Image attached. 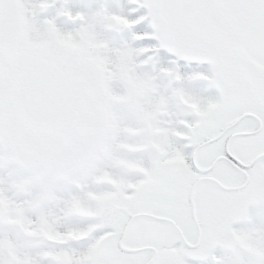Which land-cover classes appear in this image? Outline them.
<instances>
[{"label":"snow or ice","instance_id":"snow-or-ice-1","mask_svg":"<svg viewBox=\"0 0 264 264\" xmlns=\"http://www.w3.org/2000/svg\"><path fill=\"white\" fill-rule=\"evenodd\" d=\"M131 2L147 8L146 15L121 21L122 14H106L123 27L147 19L152 31L137 33L135 39H155L156 44L113 48L91 25L77 30L104 41L101 52L109 60L108 83L115 92H124V72L145 84L126 103L113 106L116 117L142 116L140 107L148 105H162L166 110V94L154 76L138 72L135 59L157 47L178 58L210 62L211 76L195 75L215 85L221 106L200 126L189 130L182 125L186 131L175 134L186 141L176 148L182 162L150 165L151 178L146 183L126 180L125 184L134 186L127 188L131 196L99 212L100 224L75 233L81 239L107 226L103 233L110 235L102 233L84 251L50 253L53 264L66 255L73 257V264H187L185 257L205 258L212 237L237 219L241 204L264 193V0ZM37 7H48L47 0H0V152L25 155L32 149L67 150L76 141L86 148V154L110 159L120 175L126 176L123 173L128 168L143 172V158L109 151L112 134L93 146L86 145L98 74L77 52L36 51L26 46L25 38L41 23L51 31H61L51 19L37 21ZM65 14L73 20L83 19L79 11L65 10ZM152 59L149 55L140 63ZM160 70L181 79L175 67ZM182 91L173 90L174 94ZM184 108L192 119H198L187 105ZM162 114L154 111L151 123L158 126ZM124 147L149 150V141L141 138ZM104 178L108 179L107 173Z\"/></svg>","mask_w":264,"mask_h":264},{"label":"rangeland","instance_id":"rangeland-1","mask_svg":"<svg viewBox=\"0 0 264 264\" xmlns=\"http://www.w3.org/2000/svg\"><path fill=\"white\" fill-rule=\"evenodd\" d=\"M28 2L38 3V0H28ZM47 3L48 7L43 9L37 7L35 9V19L37 21L51 19L55 26L61 31L54 32L48 29L45 32H41L38 27H36L32 30L31 36H27L25 38V44L30 49L36 51H52L56 49L71 50L79 53L94 67L96 73L98 74L97 81L99 90L98 92H92L91 103L92 109L97 112L96 115L98 129L96 128V130H94L92 133L93 128L91 127V129L85 134L86 139L88 140L86 145L89 147L93 146L99 143L105 136L112 134L114 138L111 139L110 144L113 145L119 154L127 156L128 158H143V162L141 164V167L144 169L143 172H141L139 168H128V170L123 173L126 176H123L118 174V171L116 170H106L108 171V179H105L102 185L91 186V190L97 191L91 193V199L93 202L98 201L99 203L95 204V206L93 203H90L87 207H82L77 204L76 208H82L85 209V211H74L72 214L67 216H61L60 223L62 227H69V232L64 233L61 229H58L57 231L60 234L67 235L68 241L51 245V247L84 251L96 237L101 235L104 231H107L108 228L107 226H104L94 229L93 232L88 237H86L87 239L85 242H79L77 244H75V238H73L76 236L75 233L79 230L88 228V226L91 224H100L98 216L99 212H102L107 206L118 205L121 201V198H129L131 193L127 191V188L134 186L125 184L126 180H138L146 183L147 180L151 178L148 172L150 165L155 167L156 165L160 164L166 165L182 162V155L176 150V148H178V145L186 143V141L180 138L165 136L161 133L159 126L153 125L151 120L146 118L152 116V113L156 111L158 105L141 106L139 111L142 113V118L136 123V125L132 127L137 129V131L129 132L127 128H125L123 129V132L132 137L130 140L121 138V129H119L117 126L119 119L116 117V114L113 111V105L118 100L131 99L134 94L145 87V84L132 74L124 72L122 73L124 92H115L108 83V80L111 78V71L107 67L109 60L101 52L102 46L99 43V40L91 32L77 31L84 24L94 21L96 30L100 33L101 37L108 42L110 47L118 48L127 44L134 49H138L136 48L137 46H134L130 42V37L134 36L135 39V35L137 33L152 31L147 19L140 21L138 24L133 25L132 27L122 26L116 30L115 28H106L103 26L101 14L106 12L116 13L117 15L122 14L121 21H123L126 19H138V17L146 15L147 8L138 6L137 4L132 3L131 0H47ZM65 10H68L73 14L77 11L82 12L84 13V17L83 19L73 20L65 14ZM116 37L117 40H115ZM156 43L157 41L155 39H145L142 45L145 47L149 44ZM158 51H161L162 53L160 55L159 53L157 54L158 59L157 61H154L152 71L148 73L147 71H142L138 68V72L154 76L156 78L155 82L159 86V89L165 94H169L172 90L165 91L163 89L162 83L158 78V75L161 76L162 74L159 70L161 67H175L181 79L174 82L173 90L177 87L185 86L198 91L202 96L209 97L210 102L207 103V105H203L195 97L186 96L183 98L182 105H187L195 117H198V119H192L191 115L186 114V109L183 106L173 108L172 111L175 113L173 119H185L182 121V125L186 128H189V130L191 127L204 123L207 117L211 113L217 111L221 106L218 98L219 90L214 84H212L210 80L198 78L195 74L203 73L205 75L211 76L213 66L203 64L196 65L192 63L191 60H185L182 57L178 58L176 56H172L168 58V56L163 53L162 48H160ZM151 54H153V52L146 53L144 57L140 55L136 56L135 59L138 67L140 62ZM173 60L176 61L175 65H172ZM170 76L173 79L175 78L173 75ZM188 76H194L196 79L189 81L186 79ZM144 115L146 116L145 118ZM182 125L180 126V129L186 131ZM150 132H153L155 135H151ZM141 136L149 141V144H154L155 146L157 145L158 149L160 150L159 153L155 154L149 150H140L128 147H126L125 151L123 150L124 143L138 141ZM172 142L176 143L177 145H173ZM150 146L151 145H149V148ZM80 148L82 149V153ZM72 150L74 151L72 152ZM189 150L190 148L187 149V151ZM75 152L76 155H73ZM85 155H87L86 148H82L77 144L76 141H72V146L67 150L32 149L30 153L25 154L24 156L36 159L42 163L63 166L68 165ZM158 157H163V159L161 160ZM11 167L12 165L0 167V176L5 175ZM120 167H127V165H121ZM114 169L117 168L114 167ZM85 181H90V178L87 176L83 177L81 180V185H83ZM81 190L82 189L78 188L76 184H68L61 194H67L68 192L77 194ZM245 223L246 222L244 221L234 222L233 227L235 224H237L238 227H242L245 226ZM42 226L51 227L47 224ZM106 233L108 232L103 233V235ZM44 250H46L45 246L34 249L36 253L42 252ZM66 256L68 259L66 260L65 257H63L62 260L65 261L66 264H73V257L71 255ZM38 259L40 260V264H52V260L49 257L38 256ZM207 263L210 264V259L204 258L203 264ZM211 264H214V262Z\"/></svg>","mask_w":264,"mask_h":264},{"label":"clouds","instance_id":"clouds-1","mask_svg":"<svg viewBox=\"0 0 264 264\" xmlns=\"http://www.w3.org/2000/svg\"><path fill=\"white\" fill-rule=\"evenodd\" d=\"M82 14L84 17V13ZM101 16L104 27H122L110 15L102 13ZM86 24L91 25L100 35L94 21ZM38 29L45 32L48 26L41 23ZM99 43L103 48L104 41L99 40ZM186 79L191 81L196 78L188 76ZM175 89L183 91L174 94L172 90L166 94V110L162 105L156 109L157 112H164L159 115L158 126L161 133L172 138H177L175 134L182 131L180 126L185 120H174L175 113L172 110L183 106L184 97H195L203 105L210 102L209 97L202 96L188 87ZM126 102V99H121L114 105ZM141 118L137 113L135 118L120 119L117 126L121 129V138L130 140L132 136L123 132V129L133 127ZM109 151L118 153L112 144L109 145ZM7 165L12 167L5 175L0 176V264H40L38 256L51 258L50 253L63 250L51 247L68 241L67 235L57 231L61 229L64 233L69 232V227H62L60 223L61 216L72 214L77 204L82 207H87L90 203L94 206L98 204V201L93 202L91 199L90 193L97 192L91 190V186L103 184L105 174L108 175L106 170L119 171L114 169L107 157L97 159L92 154H87L68 165L58 166L42 163L24 155L0 152V167ZM85 176L89 177L90 181L81 185ZM68 184H76L82 190L77 194H61ZM239 221L246 222L245 226L233 227L234 222ZM234 222L225 225L212 237L211 248L205 258H211L214 264H264V193H258L242 203ZM45 224L51 227H43ZM42 246H45L46 250L39 253L34 251ZM59 264H62V259Z\"/></svg>","mask_w":264,"mask_h":264}]
</instances>
